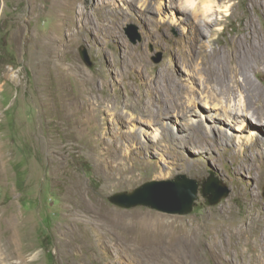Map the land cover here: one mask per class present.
I'll use <instances>...</instances> for the list:
<instances>
[{"label": "rangeland", "instance_id": "rangeland-1", "mask_svg": "<svg viewBox=\"0 0 264 264\" xmlns=\"http://www.w3.org/2000/svg\"><path fill=\"white\" fill-rule=\"evenodd\" d=\"M181 1L0 0V264H264L249 227L264 213V147L251 143L252 130H224L203 108L191 120L210 132L202 140L159 104L148 108L162 70L177 64L189 87L200 82L189 77L200 67L186 65L200 43L195 28L164 24ZM215 2L221 31L207 28V51L227 57L239 45L244 53L249 28L264 29V0ZM141 55L142 65L134 62ZM253 65L264 88V59ZM83 78L94 81L91 92ZM123 164L135 174L109 179ZM180 176L200 184L188 215L109 201ZM211 179L231 190L214 206L200 192Z\"/></svg>", "mask_w": 264, "mask_h": 264}, {"label": "bare ground", "instance_id": "bare-ground-1", "mask_svg": "<svg viewBox=\"0 0 264 264\" xmlns=\"http://www.w3.org/2000/svg\"><path fill=\"white\" fill-rule=\"evenodd\" d=\"M253 1L261 3V0ZM216 2L215 0H183L182 5H178L176 3L168 9L172 17L164 23L167 29H170L171 27L173 29L175 26L182 23L191 24L195 28V32L197 33L196 38L200 41V43L197 44L195 42L194 45L189 47V60L186 61V65L190 66V68L195 65L200 67V69L196 70L197 72H191L192 74L189 76L191 77V80L196 81L195 83H197V79H199L200 82L196 85V87H189V80L181 77L183 74L181 75V71L178 70L180 69L179 67H177L178 73H176L174 67L177 66V64H174L168 71L162 70V73H160L158 77L161 81H159L158 84L150 86L149 98L151 100L148 102V108L159 104L162 109L168 110L169 115L171 114L170 116L172 117H169L170 121H172L173 118H182L184 124L190 129H193L192 132L196 134V137L202 140L209 138L210 132L205 129L200 121L197 122L195 120L194 122H191V120L197 116V113H199L198 111L204 112L205 110H203V108L208 109L212 112L211 117L215 119V123L224 126H221L224 130H226L225 126H227V124L241 125L240 128L242 131L251 129L254 140L250 142L254 144L255 147L258 145L260 147H264V141L261 140L264 137V88L256 76L255 81H253L249 74L251 69L254 68L253 63L262 62L264 59V29L259 32L255 26H253L254 28H249L246 33V39L249 42V47L247 50H244V53L243 51L238 50L239 45L233 48L231 56L219 57L216 53H209L202 41V38L208 37L209 33L207 28H212L215 32L221 31V24L217 20L218 16L216 17L215 15V11L219 12V6L216 5ZM225 9L228 11L227 8ZM201 16L202 21L199 23V18ZM184 32H186V30H184ZM127 49L128 50L126 52H130L129 48ZM169 51L173 53L172 47ZM178 51H180V49H178ZM134 60V62L140 65L147 63L146 58L142 55L135 57ZM82 84L85 85V89L89 92L92 91V88L96 87L94 85V81L89 78H83ZM89 103L92 104L91 101H89ZM88 108L89 110L87 112L89 115H94V112L98 111L96 105L95 108L92 106ZM220 111L223 112V115L218 113ZM159 113L160 111L156 114L152 113L151 120L155 121L160 118L161 115ZM162 119H160V121ZM94 120V117L88 116L86 118V123H88V125L89 123L92 124ZM159 122H157V124ZM253 124L256 125L259 130H257ZM171 125L175 127V124ZM222 134L225 135V137H228L226 132H223ZM238 155L241 156L240 153ZM260 159L263 160V156L260 157ZM132 166H129L128 164L115 166L110 170L108 178L115 181L117 173L128 174L136 171L135 169H137V166ZM250 167L253 169V166ZM239 168L240 167H237V169ZM249 227L250 229H256L258 232L259 240L261 242L260 248L263 250L262 256H264V213L258 221L250 219ZM252 250L255 251L256 247H253Z\"/></svg>", "mask_w": 264, "mask_h": 264}, {"label": "water", "instance_id": "water-1", "mask_svg": "<svg viewBox=\"0 0 264 264\" xmlns=\"http://www.w3.org/2000/svg\"><path fill=\"white\" fill-rule=\"evenodd\" d=\"M130 35L135 44L141 39L135 26H131ZM81 56L89 66L93 64L87 50H81ZM199 187L200 184L196 180L180 176L171 181L147 182L131 193H116L109 198V201L123 209L144 206L164 213L188 215L198 199ZM200 192L207 204L214 206L227 197L231 190L222 187L217 180L211 179L202 185Z\"/></svg>", "mask_w": 264, "mask_h": 264}]
</instances>
